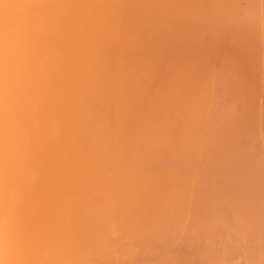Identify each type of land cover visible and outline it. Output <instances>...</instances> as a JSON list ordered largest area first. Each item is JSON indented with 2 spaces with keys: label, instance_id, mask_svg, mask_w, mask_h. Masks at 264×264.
Returning <instances> with one entry per match:
<instances>
[{
  "label": "bare ground",
  "instance_id": "bare-ground-1",
  "mask_svg": "<svg viewBox=\"0 0 264 264\" xmlns=\"http://www.w3.org/2000/svg\"><path fill=\"white\" fill-rule=\"evenodd\" d=\"M0 264H264V0H0Z\"/></svg>",
  "mask_w": 264,
  "mask_h": 264
},
{
  "label": "rangeland",
  "instance_id": "rangeland-1",
  "mask_svg": "<svg viewBox=\"0 0 264 264\" xmlns=\"http://www.w3.org/2000/svg\"><path fill=\"white\" fill-rule=\"evenodd\" d=\"M221 43H223V42H221ZM221 43H220V44H221ZM218 44H219V43H218ZM223 44H224V43H223ZM226 44H229V43H226ZM229 45H230V44H229ZM229 45H228V46H229ZM208 46H209V47H207V48H210V47H211V46L209 45V43H208ZM204 47H205V46H203V49H204ZM214 47H217V46H214ZM223 47H224V45H223ZM223 47H221V48H223ZM231 47H232V46H231ZM194 48H196V47H194ZM200 48H201V47H200ZM218 48H220V47L218 46L217 48H215V49L217 50V55L220 53L221 50H222V51L224 50V49H220V51H219ZM224 48L227 49V48H229V47H227V48L224 47ZM192 49H193V48H192ZM197 49H199V48H196V50H197ZM229 49H230V48H229ZM232 49H233V48H232ZM200 50H202V49H199L198 54H200ZM209 50H210V49H209ZM191 51H192V50H191ZM230 51H231V50H230ZM194 52H195V51H194ZM194 52H193V53H194ZM207 52H208V51H207ZM207 52H206V53H207ZM203 53H204V52H203ZM224 53H226V52L223 51V52H221L220 54H223L224 56H223V55H222V56H223L225 59H227V58H226L227 56H226V54H224ZM228 53H230V52H228ZM228 53H227V54H228ZM237 54H238V53H237ZM228 55H229V54H228ZM233 55H236V54H234V52H233ZM238 55L240 56V54H238ZM238 55L235 56V58H234L235 61H236L237 59H239V61H240V58H239ZM222 56H221V58H222ZM225 56H226V57H225ZM219 57H220V56H219ZM231 57H232V56H231ZM236 57H238V58L236 59ZM232 58H233V57H232ZM232 58H231V59H232ZM228 59H230V58H228ZM231 59H230V60H231ZM234 59H232V60H234ZM236 62H238V61H236Z\"/></svg>",
  "mask_w": 264,
  "mask_h": 264
}]
</instances>
